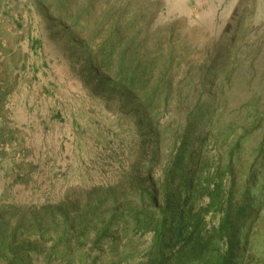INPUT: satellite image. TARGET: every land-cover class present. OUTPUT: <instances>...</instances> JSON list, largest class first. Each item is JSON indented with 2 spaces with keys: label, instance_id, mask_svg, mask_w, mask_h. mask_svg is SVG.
<instances>
[{
  "label": "rangeland",
  "instance_id": "1",
  "mask_svg": "<svg viewBox=\"0 0 264 264\" xmlns=\"http://www.w3.org/2000/svg\"><path fill=\"white\" fill-rule=\"evenodd\" d=\"M0 264H264V0H0Z\"/></svg>",
  "mask_w": 264,
  "mask_h": 264
}]
</instances>
